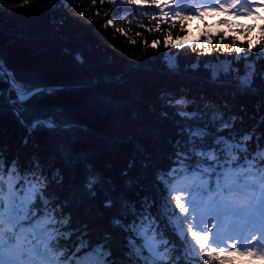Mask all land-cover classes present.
Wrapping results in <instances>:
<instances>
[{
	"label": "trees",
	"instance_id": "trees-1",
	"mask_svg": "<svg viewBox=\"0 0 264 264\" xmlns=\"http://www.w3.org/2000/svg\"><path fill=\"white\" fill-rule=\"evenodd\" d=\"M249 3L254 17L220 11L202 17L185 13L184 19L170 14L157 31L148 13L143 18L129 12L113 15L110 0H0V60L18 79L46 90L35 107L59 113L67 122L58 131L31 129L33 112L17 116L7 104L0 107L5 167L13 160L24 170L39 164L51 198L71 222L66 228L73 237L83 232L92 247L107 238L111 248L106 250L117 252L114 258L123 255L124 237L113 223L119 218L117 203L158 196V175L176 166L184 119L179 113L207 107L233 121L237 139L251 135L253 147L257 139L264 143V91L259 86L264 76L253 77L256 86L248 92L226 73L211 79V68H222L237 56L217 49V34L225 36L229 47L235 37L242 54L250 51V43L264 42V0ZM108 19L114 23L107 25ZM153 41L159 43L153 47ZM202 42L211 50L200 48ZM239 63L242 68L244 62ZM109 198L115 202L112 208L105 207ZM234 259L236 264H262L238 255Z\"/></svg>",
	"mask_w": 264,
	"mask_h": 264
},
{
	"label": "snow or ice",
	"instance_id": "snow-or-ice-1",
	"mask_svg": "<svg viewBox=\"0 0 264 264\" xmlns=\"http://www.w3.org/2000/svg\"><path fill=\"white\" fill-rule=\"evenodd\" d=\"M100 2L103 4L104 0ZM110 2V11L117 17L121 12L141 18L148 13L157 21V31L161 23L168 22L170 14L181 19L185 13L202 17L205 12L216 11L256 16L249 0ZM148 3L153 7H129ZM113 23L112 19L107 20V25ZM138 24L143 26V20ZM261 32L264 36V25ZM217 35V49L226 53L234 51L237 56L222 68H211V79L217 80L223 72L234 78L239 90L250 91L256 86L253 77L264 76V42L250 43V51L242 54L235 37L229 47L224 43L225 36ZM158 43L153 41L152 46ZM198 46L205 52L211 50L203 42ZM254 60H260L261 64L249 62ZM169 67H173L171 62ZM0 84L7 85L0 87V107L7 104L17 116L33 112L31 129L58 131L61 123H67L59 119V113L35 107V99L46 90L18 79L2 60ZM259 86L264 91V82ZM179 115L184 119L175 145L176 166L158 175V196L146 195L136 204L127 200L117 203L119 218L113 223L124 237L123 255L118 258H114L117 252L106 250L111 248L107 238L92 247L83 232L73 237L67 230L66 226L72 227L71 222L64 216L59 201L51 198L48 177L39 164L24 170L13 160L6 168L0 151V264H236V255L247 257L249 262L264 261V143L257 139L253 147L248 143L253 141L251 135L237 139L232 130L233 121L225 120L207 107ZM88 183L91 186L92 181ZM114 203L109 198L105 207L112 208Z\"/></svg>",
	"mask_w": 264,
	"mask_h": 264
},
{
	"label": "rangeland",
	"instance_id": "rangeland-1",
	"mask_svg": "<svg viewBox=\"0 0 264 264\" xmlns=\"http://www.w3.org/2000/svg\"><path fill=\"white\" fill-rule=\"evenodd\" d=\"M259 260V259H258ZM261 261V260H260ZM262 264H264V261H261Z\"/></svg>",
	"mask_w": 264,
	"mask_h": 264
}]
</instances>
